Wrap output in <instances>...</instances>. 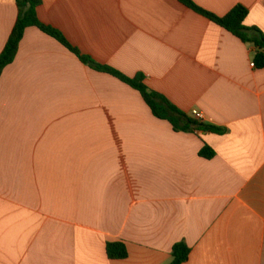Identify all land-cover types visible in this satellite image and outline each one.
<instances>
[{"label": "crops", "instance_id": "obj_1", "mask_svg": "<svg viewBox=\"0 0 264 264\" xmlns=\"http://www.w3.org/2000/svg\"><path fill=\"white\" fill-rule=\"evenodd\" d=\"M217 16L264 0H193ZM38 17L93 61L222 133L176 132L141 93L38 28L0 79V264H264V68L179 0H41ZM0 0V55L18 18ZM210 147L215 156L201 157ZM122 242L128 258L111 260Z\"/></svg>", "mask_w": 264, "mask_h": 264}, {"label": "trees", "instance_id": "obj_2", "mask_svg": "<svg viewBox=\"0 0 264 264\" xmlns=\"http://www.w3.org/2000/svg\"><path fill=\"white\" fill-rule=\"evenodd\" d=\"M179 2L229 31L244 43L254 45L257 50L255 65L258 68H264V34L258 28H249L245 25L249 16V10L246 7L237 5L226 16L221 17L204 10L193 0H179ZM16 4L19 14L7 44L0 55V79L6 68L15 62L26 30L35 27L61 43L75 54L82 63L98 72L109 74L139 91L153 115L160 120L168 121L176 132H223L220 128L207 125L194 119L191 115L180 111L163 96L151 90L146 84V77L144 75L139 74L131 78L118 70L101 65L90 57L83 55L77 48L71 45L61 31L41 22L38 17V8L42 4L41 0H16ZM200 155L201 157L212 159L215 156V152L206 146L202 149ZM190 254L191 248L186 243L176 244L172 250L171 264L186 263L189 260ZM107 255L111 260H124L128 258V250L122 242L108 243Z\"/></svg>", "mask_w": 264, "mask_h": 264}, {"label": "built area", "instance_id": "obj_3", "mask_svg": "<svg viewBox=\"0 0 264 264\" xmlns=\"http://www.w3.org/2000/svg\"><path fill=\"white\" fill-rule=\"evenodd\" d=\"M253 67H256L255 63L252 64ZM192 117L200 122H202L204 120V116L202 113L198 112V111H194L192 112Z\"/></svg>", "mask_w": 264, "mask_h": 264}]
</instances>
